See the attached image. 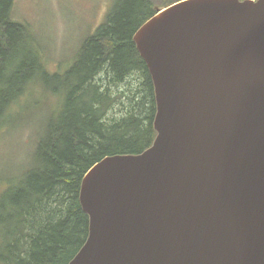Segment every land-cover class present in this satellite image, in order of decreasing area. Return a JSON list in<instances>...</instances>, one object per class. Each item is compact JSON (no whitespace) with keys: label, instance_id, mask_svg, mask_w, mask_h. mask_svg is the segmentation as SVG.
<instances>
[{"label":"water","instance_id":"water-1","mask_svg":"<svg viewBox=\"0 0 264 264\" xmlns=\"http://www.w3.org/2000/svg\"><path fill=\"white\" fill-rule=\"evenodd\" d=\"M133 40L157 136L87 171L69 264H264V0H184Z\"/></svg>","mask_w":264,"mask_h":264},{"label":"trees","instance_id":"trees-1","mask_svg":"<svg viewBox=\"0 0 264 264\" xmlns=\"http://www.w3.org/2000/svg\"><path fill=\"white\" fill-rule=\"evenodd\" d=\"M15 2L0 0V137L23 123L30 129L16 117L31 104L48 115L41 132L31 131L27 167L0 174V264H69L89 235L80 204L87 171L107 156L141 154L156 137L154 84L132 38L163 5L112 0L69 66L52 72L32 30L13 18ZM126 84L133 96L119 100ZM120 106L130 108L116 118Z\"/></svg>","mask_w":264,"mask_h":264},{"label":"rangeland","instance_id":"rangeland-1","mask_svg":"<svg viewBox=\"0 0 264 264\" xmlns=\"http://www.w3.org/2000/svg\"><path fill=\"white\" fill-rule=\"evenodd\" d=\"M152 1L163 5L164 0ZM111 5L112 0H16L13 18L32 30L34 43L44 48L49 70L59 72L69 66L84 39L104 22ZM127 84L122 87L125 92L120 93L119 100L125 98L129 101L133 96L134 92L128 93L133 85L128 89ZM129 108H116V118L122 117ZM46 109L41 104L38 109L41 114L35 115L33 104L24 108L16 117V122L28 123L31 130L23 123L0 137V174L12 177L30 163L34 144L31 131L36 135L42 131L48 115Z\"/></svg>","mask_w":264,"mask_h":264},{"label":"bare ground","instance_id":"bare-ground-1","mask_svg":"<svg viewBox=\"0 0 264 264\" xmlns=\"http://www.w3.org/2000/svg\"><path fill=\"white\" fill-rule=\"evenodd\" d=\"M255 72H256V67L250 70L251 76H254Z\"/></svg>","mask_w":264,"mask_h":264}]
</instances>
